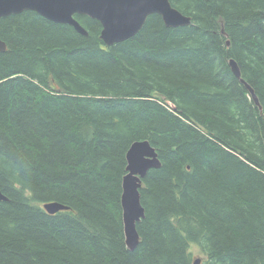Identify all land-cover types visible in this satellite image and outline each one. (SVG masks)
Listing matches in <instances>:
<instances>
[{"label":"trees","instance_id":"1","mask_svg":"<svg viewBox=\"0 0 264 264\" xmlns=\"http://www.w3.org/2000/svg\"><path fill=\"white\" fill-rule=\"evenodd\" d=\"M169 2L188 26L153 14L112 46L84 16L87 36L30 11L0 20V264H193V247L200 264H264V0ZM139 141L160 168L129 251Z\"/></svg>","mask_w":264,"mask_h":264},{"label":"water","instance_id":"2","mask_svg":"<svg viewBox=\"0 0 264 264\" xmlns=\"http://www.w3.org/2000/svg\"><path fill=\"white\" fill-rule=\"evenodd\" d=\"M25 11L34 12L53 23L70 26L82 36H87V32L74 16L95 20L101 26L100 39L105 46L132 38L153 14L160 16L166 27L190 24V18L172 7L169 0H0V20ZM6 50L5 43L0 40V53ZM229 66L258 105L252 89L240 79L238 67L233 60L229 61ZM125 158L126 174L122 178L121 194L122 224L125 246L133 251L139 243L136 225L144 218L139 194L142 179L150 169L160 168V162L156 151L147 141L132 143ZM6 201L7 198L0 193V202ZM43 209L48 214H55L66 207L50 202L45 203ZM193 264H200V259L196 258Z\"/></svg>","mask_w":264,"mask_h":264},{"label":"rangeland","instance_id":"3","mask_svg":"<svg viewBox=\"0 0 264 264\" xmlns=\"http://www.w3.org/2000/svg\"><path fill=\"white\" fill-rule=\"evenodd\" d=\"M192 252H193V258H197V257L200 258L199 253H198V249L196 247L192 248Z\"/></svg>","mask_w":264,"mask_h":264},{"label":"bare ground","instance_id":"4","mask_svg":"<svg viewBox=\"0 0 264 264\" xmlns=\"http://www.w3.org/2000/svg\"><path fill=\"white\" fill-rule=\"evenodd\" d=\"M251 95V94H250ZM255 96V95H254ZM252 97V96H251ZM253 100V99H252ZM254 102V101H253ZM255 104V103H254ZM256 105V104H255Z\"/></svg>","mask_w":264,"mask_h":264}]
</instances>
